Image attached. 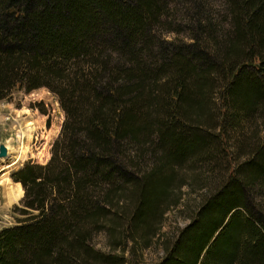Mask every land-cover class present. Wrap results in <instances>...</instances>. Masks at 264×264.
I'll return each mask as SVG.
<instances>
[{"label": "trees", "instance_id": "trees-1", "mask_svg": "<svg viewBox=\"0 0 264 264\" xmlns=\"http://www.w3.org/2000/svg\"><path fill=\"white\" fill-rule=\"evenodd\" d=\"M16 89L52 92L64 118L11 174L0 264H136L178 205L153 264H264V0H0V100Z\"/></svg>", "mask_w": 264, "mask_h": 264}, {"label": "rangeland", "instance_id": "rangeland-1", "mask_svg": "<svg viewBox=\"0 0 264 264\" xmlns=\"http://www.w3.org/2000/svg\"><path fill=\"white\" fill-rule=\"evenodd\" d=\"M216 8L222 9L218 3H216ZM178 35L185 41L192 40L188 31H182ZM162 36L171 38L173 35L170 33ZM39 97L40 99H38ZM63 118L64 113L58 98L52 92L44 89L33 94H26L22 90L16 89L7 99L0 100V143H3L8 151V156L0 160L4 164H10L8 167H3L4 172L0 170V228L13 224L14 216L18 214L12 209L14 206H22L23 186L19 181H14L11 174L29 159L43 162L49 156V150L59 133ZM29 125L32 128L31 131ZM203 125L207 127V124ZM230 141L232 142V140ZM222 160L217 161L218 163L215 165L216 170L213 172L215 177L226 170V159ZM231 164L235 165V162ZM195 173H200V177L203 179L207 171L200 170ZM201 184H204L203 181H200L198 186H194L193 191H190L188 187L181 186V204L186 202V205L189 206L188 209L194 206L200 198L199 195L210 186L208 182L204 184L205 186H201ZM16 185L21 187L20 195L16 194ZM123 206L127 207V204L123 202ZM190 210H185L178 205L166 211L160 220L159 230L156 232L159 233V236L156 234L155 237H152L149 247L136 249L135 263L153 264L159 260L163 255L162 242L171 238L178 227H182L188 222ZM91 241L96 248L110 252L112 240L108 232L103 230L92 232ZM123 255L127 257L126 253Z\"/></svg>", "mask_w": 264, "mask_h": 264}, {"label": "water", "instance_id": "water-1", "mask_svg": "<svg viewBox=\"0 0 264 264\" xmlns=\"http://www.w3.org/2000/svg\"><path fill=\"white\" fill-rule=\"evenodd\" d=\"M7 156V148L3 143H0V158Z\"/></svg>", "mask_w": 264, "mask_h": 264}, {"label": "crops", "instance_id": "crops-1", "mask_svg": "<svg viewBox=\"0 0 264 264\" xmlns=\"http://www.w3.org/2000/svg\"><path fill=\"white\" fill-rule=\"evenodd\" d=\"M7 161V160H6ZM10 164H4L1 160H0V167H1V171L4 172V168L3 167H8ZM7 177V176H6ZM13 184H17V183H13ZM6 200V199H5Z\"/></svg>", "mask_w": 264, "mask_h": 264}, {"label": "bare ground", "instance_id": "bare-ground-1", "mask_svg": "<svg viewBox=\"0 0 264 264\" xmlns=\"http://www.w3.org/2000/svg\"><path fill=\"white\" fill-rule=\"evenodd\" d=\"M29 126H30V125H29ZM31 129H32V128H31V126H30V131H31Z\"/></svg>", "mask_w": 264, "mask_h": 264}]
</instances>
